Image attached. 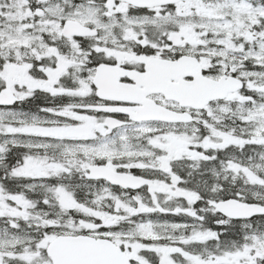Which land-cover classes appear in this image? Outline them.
I'll return each mask as SVG.
<instances>
[{"label": "snow or ice", "instance_id": "snow-or-ice-1", "mask_svg": "<svg viewBox=\"0 0 264 264\" xmlns=\"http://www.w3.org/2000/svg\"><path fill=\"white\" fill-rule=\"evenodd\" d=\"M0 264H264V0H0Z\"/></svg>", "mask_w": 264, "mask_h": 264}]
</instances>
